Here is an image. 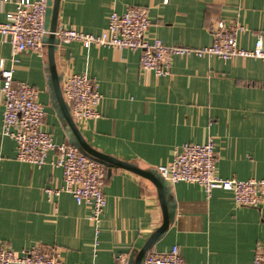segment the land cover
Wrapping results in <instances>:
<instances>
[{
  "label": "crops",
  "instance_id": "obj_1",
  "mask_svg": "<svg viewBox=\"0 0 264 264\" xmlns=\"http://www.w3.org/2000/svg\"><path fill=\"white\" fill-rule=\"evenodd\" d=\"M16 2L0 0V22ZM130 6L148 9L149 37L166 45L208 46L209 26L216 21L246 27L238 36L240 47L253 48L258 33L264 42V0H61L58 27L99 35L113 11L124 13ZM140 56L139 50L76 41L58 46L59 74L86 73L103 96L100 118L75 121L85 141L159 174L157 168L169 165L184 144L214 138L220 177L263 180L264 60L175 57L171 75L157 76L141 69ZM12 57L9 39L0 35V67L3 62L14 68L16 80L38 90L46 109L44 129L56 143L70 144V127L50 87L47 47L42 55L19 54L17 63ZM1 88L0 77V245L18 253L40 245L67 264H114L120 254L134 264L163 224L155 185L128 169L113 167L109 173L104 165L107 203L98 225L89 219L91 206L79 205L71 194L49 199L46 189L63 186V171L53 165V153L42 167L18 160L15 141L3 135ZM167 182L175 214L151 249L163 253L177 246L188 264L253 263L264 249V205L240 206L230 191L214 189L208 196L198 184Z\"/></svg>",
  "mask_w": 264,
  "mask_h": 264
},
{
  "label": "built area",
  "instance_id": "obj_2",
  "mask_svg": "<svg viewBox=\"0 0 264 264\" xmlns=\"http://www.w3.org/2000/svg\"><path fill=\"white\" fill-rule=\"evenodd\" d=\"M7 1V0H4ZM48 0H17L14 11L7 15L6 22H0V35L7 37L12 46V62L25 52L44 54L45 19ZM152 22L149 11L139 6H130L124 13L113 11L108 17V26L99 35L80 31L74 27H58L56 37L60 44L73 41L90 45L108 46L118 50H139L140 67L157 76H170L175 57H218L229 61L235 58L264 60V42L261 33L253 48L240 47L238 36L246 27L237 22L216 21L209 26L212 43L193 48L166 45L159 38H150ZM59 44V45H60ZM14 68L0 67L3 95V135L13 139L17 145L20 162L42 167L53 153V165L63 171V186L48 188L49 199L66 192L76 202L91 206L89 219L98 225L106 207L105 166L86 156L70 144H58L44 129L46 109L39 102V92L28 83L14 77ZM61 88L63 97L75 121L94 120L101 117L99 107L102 94L94 79L86 73L76 74L64 71ZM158 173L168 182H186L202 186L208 196L214 189L230 191L240 206L260 208L264 205V179L241 181L225 179L217 173V155L214 138L206 143H186L179 149L172 162L157 168ZM98 230V229H97ZM98 241L95 242V245ZM0 264H67L59 254L44 251L34 245L18 253L8 245H0ZM114 264H129L128 257L120 254ZM143 264H188L177 246L168 252L149 250ZM252 264H264V249H259Z\"/></svg>",
  "mask_w": 264,
  "mask_h": 264
},
{
  "label": "water",
  "instance_id": "obj_3",
  "mask_svg": "<svg viewBox=\"0 0 264 264\" xmlns=\"http://www.w3.org/2000/svg\"><path fill=\"white\" fill-rule=\"evenodd\" d=\"M60 1L61 0L47 1L45 29L48 32V34L44 37L43 43L47 47L48 64L50 68V77H49L50 87L52 90L53 97L57 102L58 113L60 117H62L69 125L71 130L70 135L73 137L70 141V145L77 148L80 152H82L86 156L108 167L109 173H111L113 167H120L131 170L149 179L158 190L160 202L164 213V220L162 226L149 237L146 244L139 251L137 255L134 264H143V261L148 251L158 241V239L166 232L170 224V221H172L174 218V214H175L174 206L172 205L170 206L167 200V193H168L166 186L167 180L161 177L160 174H156L154 172L140 169L134 165H131L119 159L98 152L95 149H93L83 138L75 120L71 115L70 108L63 97L62 88H61L62 76L59 74L57 68L56 52L60 42L56 37V31L58 28V21H59Z\"/></svg>",
  "mask_w": 264,
  "mask_h": 264
}]
</instances>
